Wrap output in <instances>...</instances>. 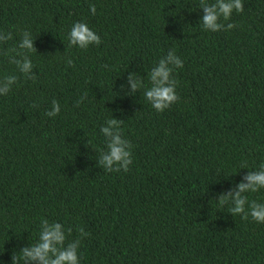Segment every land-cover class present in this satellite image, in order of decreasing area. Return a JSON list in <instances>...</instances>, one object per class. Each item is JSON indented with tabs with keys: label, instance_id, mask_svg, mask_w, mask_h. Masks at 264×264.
<instances>
[{
	"label": "trees",
	"instance_id": "1",
	"mask_svg": "<svg viewBox=\"0 0 264 264\" xmlns=\"http://www.w3.org/2000/svg\"><path fill=\"white\" fill-rule=\"evenodd\" d=\"M199 3L0 0V32L13 34L0 49L30 31L38 77L0 55V77H19L0 95V264L37 241L42 218L71 227L68 240L77 227L90 233L80 264H264V224L214 200L264 163V0H244L222 21L238 26L218 32L202 28ZM77 21L102 43L71 46ZM170 50L184 62L173 72L180 101L158 113L143 89L121 85L136 72L150 87L148 72ZM53 100L54 118L44 115ZM113 116L133 145L127 173L97 166ZM246 195L264 202V189Z\"/></svg>",
	"mask_w": 264,
	"mask_h": 264
},
{
	"label": "clouds",
	"instance_id": "2",
	"mask_svg": "<svg viewBox=\"0 0 264 264\" xmlns=\"http://www.w3.org/2000/svg\"><path fill=\"white\" fill-rule=\"evenodd\" d=\"M199 8L203 10L200 20L202 28L206 31L218 32L229 31L238 25L234 23H223L229 21L233 12L243 13L245 11L244 0H200ZM90 11L96 14L95 4L90 5ZM13 39L11 32H0V44ZM68 40L71 46L86 50L91 45L99 46L102 43L101 37L90 27L81 21L75 22L69 32ZM35 41L30 31H23L18 48L10 50L0 49V55L6 56L8 62L15 65L18 72L26 79L35 81L38 77L34 72V65L28 53L36 52ZM68 66H74L71 58L66 59ZM107 67V66H106ZM184 67L183 60L174 50H170L167 55L161 58L158 63L148 72L150 87H146L144 79L136 72H132L127 77V85H121L128 95H134L143 89L144 98L150 103L152 108L162 113L173 104L180 101L176 92L178 81L173 77L174 69ZM19 82L17 75H4L0 77V95H8L13 87ZM130 88V91L128 89ZM85 93L76 101L78 107L84 99ZM33 107H37L33 104ZM61 111L58 101L53 100L51 107L44 115L56 117ZM124 120L110 118L100 128L106 146L105 150L99 152L97 166L108 173H127L133 164L132 143L122 135L121 126ZM247 168L246 164L241 165V169ZM264 189V163H261L258 170H250L243 176L240 183L227 191L220 193L214 200L218 201L221 208L229 205L228 213L240 216L241 219L264 224V202L249 200L247 193H256ZM73 229L58 222H50L42 218L38 239L30 246L23 247L19 252H13L12 264H80V248L83 238L90 235L83 227H77L78 236L68 240Z\"/></svg>",
	"mask_w": 264,
	"mask_h": 264
}]
</instances>
